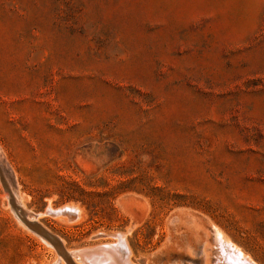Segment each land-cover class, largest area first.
I'll use <instances>...</instances> for the list:
<instances>
[{
	"label": "rangeland",
	"instance_id": "374dc122",
	"mask_svg": "<svg viewBox=\"0 0 264 264\" xmlns=\"http://www.w3.org/2000/svg\"><path fill=\"white\" fill-rule=\"evenodd\" d=\"M0 170L66 252L264 264V0H0ZM43 242L0 180V264Z\"/></svg>",
	"mask_w": 264,
	"mask_h": 264
},
{
	"label": "bare ground",
	"instance_id": "6f19581e",
	"mask_svg": "<svg viewBox=\"0 0 264 264\" xmlns=\"http://www.w3.org/2000/svg\"><path fill=\"white\" fill-rule=\"evenodd\" d=\"M45 212L63 221H75L79 218L80 210L78 207L73 205H63L55 208L48 205L47 211ZM17 213L20 214L23 213V211L21 210ZM25 216L29 219L37 220L36 217L31 216V214L25 213ZM32 229L35 231L38 237L42 239V241L55 250L56 255L52 264H74L71 261V257L73 260L75 257L74 261H78L79 264H132L130 261L131 250L126 242L127 240L124 238V235L121 234V232L120 234L118 233L113 240L100 242V244H104H99V247L97 248H84L65 253L64 251H61L57 248V243L50 236L43 235L42 233L36 231L33 227ZM45 229L48 230L47 228ZM103 235L105 236V233ZM215 235L217 236L216 242H218V246H220V250L223 255V258L221 257L222 260L218 259V263L255 264V262L252 261L244 252H242L238 246L227 240L228 238L225 239L218 229L216 230ZM68 253H70V255ZM121 258H127V262Z\"/></svg>",
	"mask_w": 264,
	"mask_h": 264
},
{
	"label": "water",
	"instance_id": "95a60500",
	"mask_svg": "<svg viewBox=\"0 0 264 264\" xmlns=\"http://www.w3.org/2000/svg\"><path fill=\"white\" fill-rule=\"evenodd\" d=\"M0 180L3 183V185L5 186L7 192H8V198H9V203L11 204L15 214L18 216V218L25 224V225H30L31 227L35 228L36 231L42 233L45 236H50L56 243H57V248L61 251H64L62 249L61 246V242L59 240L58 237H56L55 235H53L51 232H49L48 230H46L41 224H39V222L37 220L34 219H29L25 216V212L18 214L17 212L21 211L22 208L19 204H17V202L15 203V198H14V194L11 191L10 187H8V185H6L4 178L2 176L1 170H0ZM65 253H67L66 251H64ZM70 255V253H68ZM125 257V256H122ZM123 260L126 261L127 258H121ZM127 262V261H126Z\"/></svg>",
	"mask_w": 264,
	"mask_h": 264
}]
</instances>
